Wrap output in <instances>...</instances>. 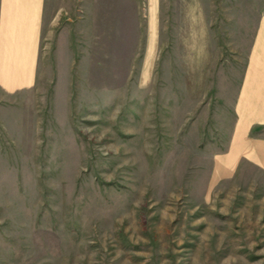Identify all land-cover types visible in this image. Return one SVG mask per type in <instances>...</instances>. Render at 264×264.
I'll use <instances>...</instances> for the list:
<instances>
[{"label": "rangeland", "instance_id": "obj_1", "mask_svg": "<svg viewBox=\"0 0 264 264\" xmlns=\"http://www.w3.org/2000/svg\"><path fill=\"white\" fill-rule=\"evenodd\" d=\"M56 4L39 83L0 93V264H264V152L234 151L264 144V0Z\"/></svg>", "mask_w": 264, "mask_h": 264}, {"label": "crops", "instance_id": "obj_2", "mask_svg": "<svg viewBox=\"0 0 264 264\" xmlns=\"http://www.w3.org/2000/svg\"><path fill=\"white\" fill-rule=\"evenodd\" d=\"M152 26L156 21V0H150ZM56 0H0V93L6 96L34 89L39 83V75L47 49L45 43L50 35L51 21L57 14ZM52 18V19H51ZM51 35H53L51 33ZM155 40L152 38L150 51L154 50ZM45 45V46H44ZM46 53V54H45ZM252 57L254 69L245 82V88L255 87L251 91H243L238 112L241 116L240 128L244 129L245 115H259L264 119V20L260 28ZM247 93V94H246ZM250 95V94H249ZM242 126V127H241ZM239 136V135H238ZM264 152V144L258 141L247 143L236 141L234 151L238 157L244 153ZM236 158V159H237ZM233 167L219 160L216 177L230 174Z\"/></svg>", "mask_w": 264, "mask_h": 264}]
</instances>
